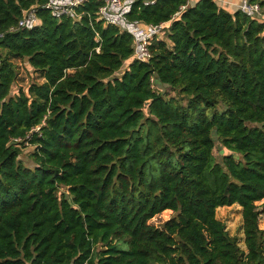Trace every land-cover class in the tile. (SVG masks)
<instances>
[{
  "label": "trees",
  "instance_id": "1",
  "mask_svg": "<svg viewBox=\"0 0 264 264\" xmlns=\"http://www.w3.org/2000/svg\"><path fill=\"white\" fill-rule=\"evenodd\" d=\"M47 1L0 0V264H264V16L137 0L131 19L166 23L143 62L101 0L78 19ZM27 64L44 80L20 85ZM234 204L246 248L217 217Z\"/></svg>",
  "mask_w": 264,
  "mask_h": 264
},
{
  "label": "built area",
  "instance_id": "2",
  "mask_svg": "<svg viewBox=\"0 0 264 264\" xmlns=\"http://www.w3.org/2000/svg\"><path fill=\"white\" fill-rule=\"evenodd\" d=\"M88 0H48L42 7L48 9L50 13L56 17L61 18L68 16L73 19L81 17L82 13L77 9L85 4ZM102 6L97 13L98 19L102 20L105 24L117 25L122 30L127 31L133 36L134 43V57L140 61L147 62L152 57L150 45L152 40L162 33L165 22L160 23H143L138 19H131L129 13L132 10L133 4L137 0H101ZM158 0H143L144 5H153ZM186 6H182V9ZM239 8L249 16H257L262 12L259 2L251 0H242ZM38 6L31 7L24 16L19 19L18 24L10 28V31L18 29H32L41 23L38 16ZM3 35L0 32V37ZM40 125L35 127L34 130H39ZM20 141L21 138H15Z\"/></svg>",
  "mask_w": 264,
  "mask_h": 264
},
{
  "label": "rangeland",
  "instance_id": "3",
  "mask_svg": "<svg viewBox=\"0 0 264 264\" xmlns=\"http://www.w3.org/2000/svg\"><path fill=\"white\" fill-rule=\"evenodd\" d=\"M260 5L262 8V12L259 15V17H262L264 16V6L262 4ZM262 19H264V17ZM164 38L168 40V34H165ZM21 70H22V74L20 76V85L27 86L33 77H35L36 80L38 81L44 80V78L41 77L39 74H36L33 68L28 64L26 67L22 65ZM153 83H154V87L158 88L159 90H165L167 87L161 84H157L155 80ZM166 91L169 96H175L179 99L181 98L177 90H173L172 88L168 87ZM184 103H186V100H184ZM33 149L34 146L32 144H29L28 142L25 144V146H23L21 159L25 162V164L33 165V160L30 156V153L33 151ZM228 151H229L228 149L226 148L224 149V152H228ZM215 152L218 153V150L216 149ZM257 205L259 206V210L261 211L259 225L260 228L264 229V199L258 201ZM217 217L226 223L227 229H229L230 233L232 235L237 236L239 240V244L243 248H246L245 236L242 229V223H243L242 207L239 204L219 207L217 209Z\"/></svg>",
  "mask_w": 264,
  "mask_h": 264
},
{
  "label": "crops",
  "instance_id": "4",
  "mask_svg": "<svg viewBox=\"0 0 264 264\" xmlns=\"http://www.w3.org/2000/svg\"><path fill=\"white\" fill-rule=\"evenodd\" d=\"M221 1L225 3L226 8L231 12L239 8V4L242 2V0H221Z\"/></svg>",
  "mask_w": 264,
  "mask_h": 264
}]
</instances>
